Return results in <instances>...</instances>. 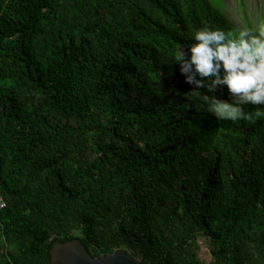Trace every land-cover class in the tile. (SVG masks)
Masks as SVG:
<instances>
[{
	"label": "trees",
	"instance_id": "trees-1",
	"mask_svg": "<svg viewBox=\"0 0 264 264\" xmlns=\"http://www.w3.org/2000/svg\"><path fill=\"white\" fill-rule=\"evenodd\" d=\"M226 9L0 0V264L75 239L93 258L264 264V106L217 120L175 61L195 30H234Z\"/></svg>",
	"mask_w": 264,
	"mask_h": 264
},
{
	"label": "clouds",
	"instance_id": "clouds-1",
	"mask_svg": "<svg viewBox=\"0 0 264 264\" xmlns=\"http://www.w3.org/2000/svg\"><path fill=\"white\" fill-rule=\"evenodd\" d=\"M229 13L240 18L241 27ZM229 13L226 9L233 31L208 26L195 30L192 43L176 51L175 61L189 88L209 93L198 97L208 113L236 122L250 118L247 106H264V14L245 6ZM224 90L227 99L217 95Z\"/></svg>",
	"mask_w": 264,
	"mask_h": 264
},
{
	"label": "water",
	"instance_id": "water-1",
	"mask_svg": "<svg viewBox=\"0 0 264 264\" xmlns=\"http://www.w3.org/2000/svg\"><path fill=\"white\" fill-rule=\"evenodd\" d=\"M50 264H140L123 249L111 255L93 258L79 240L54 242L50 251Z\"/></svg>",
	"mask_w": 264,
	"mask_h": 264
},
{
	"label": "rangeland",
	"instance_id": "rangeland-1",
	"mask_svg": "<svg viewBox=\"0 0 264 264\" xmlns=\"http://www.w3.org/2000/svg\"><path fill=\"white\" fill-rule=\"evenodd\" d=\"M225 3L227 8V13H229L230 11L240 10L242 6H245L247 10L261 9V11L263 12L262 15L264 14V0H225ZM229 14H231V18L233 19L234 22H236L238 27H241V24L239 22L240 18L235 14L232 13ZM249 18L252 19V15L250 11H249ZM199 247H200L199 248L200 259L205 262L212 261L213 257L211 255V244L209 241V237L203 236V238H201L199 241Z\"/></svg>",
	"mask_w": 264,
	"mask_h": 264
},
{
	"label": "built area",
	"instance_id": "built-area-1",
	"mask_svg": "<svg viewBox=\"0 0 264 264\" xmlns=\"http://www.w3.org/2000/svg\"><path fill=\"white\" fill-rule=\"evenodd\" d=\"M4 206H5V204H4V203H2V204H1V208H3Z\"/></svg>",
	"mask_w": 264,
	"mask_h": 264
}]
</instances>
